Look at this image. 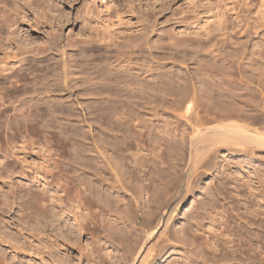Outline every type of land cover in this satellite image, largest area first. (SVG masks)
<instances>
[{"label":"rangeland","instance_id":"1","mask_svg":"<svg viewBox=\"0 0 264 264\" xmlns=\"http://www.w3.org/2000/svg\"><path fill=\"white\" fill-rule=\"evenodd\" d=\"M6 1L9 5L8 9L6 8L8 24L4 25V29H2L3 34L1 35L4 38H0V45H2L0 47H3L0 48V57L2 55L8 57L4 71L1 72L2 78L0 76V198L3 196L2 192L9 191L12 185L25 187V184H31L33 181L35 187L48 189L47 195H50L54 189L51 187L52 183L49 182L51 176L48 172L51 170L59 172L60 182L71 181V178L68 179L71 175L70 170L75 166L78 167L82 159L78 158V163L72 164L75 166H70V161L73 159L68 157L72 156L71 152H68L70 150L68 147L72 140L80 144L81 132L85 129L83 119L88 117L94 120L100 116L107 118L110 115L108 114L110 111H108V105L129 93L130 89L124 87L125 82L128 83L129 80L124 82L118 78L122 74L119 71L122 70L125 62L119 63L115 60L116 56L123 57L125 55L127 57L126 55L132 52V64L135 66L132 71L138 70L137 67L142 63L149 64L151 70L140 74L137 81L150 88L147 90L152 97V103L154 100L158 101L156 103H160L161 97L165 100L162 101L165 108L163 109L161 105L158 106L156 115L148 107L142 109L141 113L136 112L142 117L145 116L146 120L149 119V128H152L149 137L142 138L141 147L131 150L132 152L137 151L138 155L140 153L142 158L147 156V159H151L153 155L157 154V151L160 152V147L155 142L160 129L159 135L163 131L167 135L161 139V142L164 140L165 144H170L169 146L174 144L172 143V140L175 141L174 139L180 140V142L185 140L182 138L185 119L180 117L184 109H176L177 92L184 87L192 90L195 85V87H200V90L202 89L199 107L195 106L198 108L196 111L199 113L201 111L200 115L202 116H210L213 110L216 111L218 107L225 109L227 105L228 108L237 107L248 113H253L248 111L249 106L245 108L244 102L243 104L237 102L238 104L235 103V105L229 104L230 102L225 100L227 102L223 101L222 104L220 102L222 97L218 95L222 88L216 89V87L221 86L222 82L224 83L222 73L227 70L225 65H233L227 63L225 61L227 59L232 60L234 65H236L235 59L241 61L242 67L246 69L243 73L245 75H251L250 71L253 69L255 72L264 73V0ZM108 38L113 39L110 45L106 44ZM30 45L34 48L38 47L39 50L42 49L43 52L41 50L42 53H40L38 48L36 50L39 53L33 52L32 49L27 52ZM222 58L224 63L221 62ZM231 66L228 67L227 72L231 73L237 70L236 67ZM232 74L236 76V74ZM135 83L137 82H134L132 86ZM206 86L212 88L211 94L214 99H207L206 94L210 89L206 90ZM253 86L256 87V84L251 86L252 91L255 90ZM16 88L18 91H15ZM49 89L50 92H47ZM135 90L136 88L133 89V91ZM171 93L176 94V102L172 101L176 96ZM242 96L246 97V95ZM31 97L33 100H30ZM209 108L213 109L212 112L207 110V115L205 114L206 109ZM251 109L250 111H253L252 106ZM163 111L165 113H162ZM64 112L67 114L65 115ZM177 124L180 126L178 130H175L174 127ZM99 129L103 130V127H99ZM65 136L68 138L67 147H63L60 143ZM145 144H147L146 147ZM65 148L68 150H64ZM241 149L240 146H222L215 153L210 165L201 166L199 180L195 183L197 187H193L192 192L179 206L171 224L172 232H178L177 235L182 237L180 236L182 235L180 234L183 229L182 225L185 226L191 222L194 224V220L189 214H195L194 212L198 209L200 229L197 240L201 241L202 236H205L209 245L218 249L215 251L216 254L218 253L215 254L216 259L212 253L205 254L201 247V251L196 253L194 245L189 244L188 241L184 242V239L182 240L178 236L176 237L181 241L173 235V238L171 237L173 240L170 238L168 241L157 236L164 244L157 241L155 236L156 240L154 238L152 241H156L158 246L159 244L163 246L158 247L153 242L152 245H155L156 249L154 246L152 253L155 256L152 255L148 264H235L238 262L237 260L242 261V264H264V150L259 148ZM106 152L110 154V148ZM81 167L80 165L79 168ZM143 168L149 170L151 167L145 166L141 169ZM80 172L79 169L77 174L80 175ZM153 174V172L148 174L147 178L149 177L156 184L158 182L155 179L158 177L157 174ZM149 179L144 183L150 182ZM128 181L127 177L123 180V182ZM119 189L116 186L108 190L110 193L105 194L109 198L111 197L112 204L110 203V206L115 208L103 206L102 213L97 206H93L88 211L84 206L77 210L73 208L74 212L71 210V214L68 213L67 216L72 222L70 225L75 234L78 233L79 236L75 237L74 234V236H70L67 244L68 251H66L68 257L60 261L56 257V264H129V260L126 258L129 259V255L132 254H129L131 247L136 242L135 228L127 226L131 233L130 238L134 239L127 240L125 238L126 241L121 242L122 245L118 243L120 241L112 231H108L111 237L114 235L112 238L106 236L108 234L105 233L106 228L110 224L115 227L123 225L117 214L122 212L126 205L131 211L140 210L141 216L144 217L145 213L143 212L148 211L146 209L149 204L145 202L148 194H146V188H143L144 192L142 190L139 194L137 202L132 196L130 197L129 192ZM12 199L14 201L11 203L10 210L7 212L0 210V215L5 221L0 222V235L2 234L4 239L3 242H0V250L4 252L6 261L9 264H37L40 263V257L44 259L43 261H47L48 254L45 253L47 250L43 248V245H49L50 241L39 235L38 238H41V242L38 243L37 237L34 238L29 233L30 227L27 224L23 225L26 230H22V234H14L18 236L15 242L12 241L13 243L10 244L8 238L4 237V233L8 237L17 232L16 228L5 227L7 224L15 227L14 223L17 224L18 221L20 213L16 203L18 199L17 197H12ZM74 203L77 205V202L74 201ZM203 203L206 206L203 207ZM78 211H81L82 214L90 213L88 215L92 217L91 223L94 222L93 226L90 224L89 227H86L90 230L85 228L86 232L78 231L76 225L79 220ZM12 220L14 223L10 222ZM104 221L106 226L103 225ZM109 222L111 223L109 224ZM193 227L195 228L196 225L194 224ZM206 228L210 231L208 232ZM49 232L47 231V233ZM52 233L54 235L55 232L52 231ZM121 236L122 239L125 237L123 234ZM52 239H55L54 236ZM31 242L32 244H30ZM15 243L21 246L20 249L11 247ZM135 245L137 246V243ZM38 246L40 247L38 248ZM220 249L222 250L220 251ZM244 250L246 253H242ZM222 251L226 254H224L225 259L220 257ZM232 251L240 253L237 255L239 259H230L228 254ZM53 253L55 255L56 252L53 251ZM189 253L192 255L189 256ZM124 254L126 257L123 256ZM246 254L256 255L263 263H259L258 258V261L257 259H254L255 262L252 261L253 258H247ZM187 256L189 257L187 258Z\"/></svg>","mask_w":264,"mask_h":264},{"label":"bare ground","instance_id":"2","mask_svg":"<svg viewBox=\"0 0 264 264\" xmlns=\"http://www.w3.org/2000/svg\"><path fill=\"white\" fill-rule=\"evenodd\" d=\"M15 5H17V4H15ZM8 6L9 5H7L6 0H0V38L3 37L1 34H3L2 29H4V25L8 24L7 23L8 19L6 16V14H8L7 13ZM11 8H12V6H11ZM14 8H16V6H14ZM42 10H44V9H42ZM12 13H14V12H12ZM98 33H99V31H98ZM4 36H6V35H4ZM91 38H92V36H91ZM128 38H129V36H128ZM112 40H113L112 38H108L106 44L110 45ZM131 40H133V39H131ZM106 44H105V47H106ZM0 46H2V45H0ZM30 46L31 47L27 52H29L31 49L33 52L37 51L36 49L38 47L35 46V48H34L32 45H30ZM44 46H46V45H44ZM135 47H136V45H135ZM132 48H134V46ZM41 50L42 49L39 50V48H38V51H40V53L43 52V50H42V52H41ZM130 50H132V49H130ZM38 51H37V53H39ZM126 56L127 57H125V55H123V57L122 56L120 57V55L116 56L115 60L119 61V63L125 62V64L122 66L123 68H121L122 70H120V71L117 70V71L122 73V74H120L121 78L119 75V77H118L119 79H121L124 82L129 80L128 83L125 82V84H124V87L126 86V88H128V90L130 89L129 93L127 92L128 94H126L125 96H123V94H122L124 99L122 97V99H117L114 101L112 100L113 102L108 105V111L109 110L111 111V112L110 111L108 112V114L111 115V116L110 115L108 116L109 118L108 117L103 118L102 116H100L99 118L94 119V120H92L91 118H88V117H85L83 119L85 129H83V130L81 129L82 132H81L80 144L75 143V140L74 141L72 140V143H69L70 147H68V149H70L68 152H71V154H72V156H68V157H71L73 159V160L71 159L72 161H70V166H75L72 164L78 163V161H77L78 158L82 159V161L80 163V165L82 166L81 168H79L80 165H78V167H76V166L73 167L74 169L71 168L70 171L72 173L70 172L71 175L68 178V179L71 178V181L69 180L68 182H65V181L60 182L59 172L58 171L53 172L51 170L52 172L51 171L48 172V173H50V176H51V181H49V182L52 183L51 187L54 189H53V192H51V194L49 193L50 195H47L48 189H46V188L43 189V187H41V188L35 187L34 181L32 183L30 182L31 184H29V183H28V185L25 184L26 185L25 187H21V186L14 187L12 185L15 190L14 189L12 190V186H11V189L9 191H7V192L5 191L4 193L2 192L3 196L0 198V210H2L3 212H7L8 210L11 209V207H12L11 203L14 201L13 199L11 200L12 197H17V199H18V200L15 199V200H17L16 203H17V206H18V209L20 212L18 219H17L18 220L17 224H15L14 221L12 220L10 222L14 223L15 227L9 226V224L5 225L6 228H12V229L16 228L15 230L17 231L16 233H13L11 236H8V237L6 236L7 234L4 233V237L8 238V241L10 242V244L17 240L18 236L14 235V234H20V233L22 234V230H26L25 227L23 226L25 224H27L30 227L29 233L32 235V237H34V238L37 237L38 243L41 242V240H40L41 238H38L39 235L44 236V239H46L47 241H50L49 245H47V244L43 245V248L47 250V252H45L48 254V258L46 259L47 261H43L44 259L42 257H40L41 258L40 263H37V264H56L57 263L56 257H57V259H59V261L66 259V257H68V255H66V251H68V245L67 244L69 242L70 236L73 234L75 235V237L79 236L78 233L76 232L77 234H75V231L72 229V226H71L72 222L69 220V218L67 216L68 213L71 214L70 212L73 211L72 210L73 208H76V210H77L80 207L84 208V206H85V210H87V211H88V209L91 210V208L93 206L94 207L97 206L98 209L100 211H102V213H103V211H104L103 206L104 207L110 206V203L112 204V202H110L111 197L109 198L108 195H105V194L107 192L110 193L108 190H111V188H114L116 186L118 188H120L121 190H124L125 192H129L131 194L130 197L132 196V198L137 200V202H138L139 194L142 192L143 188H146V194H148V196H147V199L145 202H146V204H149L148 209H146L148 211H146V212L144 211L143 213H145V214H144V217H142L141 216L142 213L139 212L140 210H137L136 212H134V210L131 211L130 208L125 204L126 205V206L124 205L125 208L122 207L123 208L122 212H119L117 214V212L115 210L118 218L120 220H122L123 225L120 227L119 226L115 227L113 224H110L111 222H109L110 226L107 225V227H108V228H106L107 231L105 230L106 231L105 233H108V234H106V236L112 238L116 234L117 240L120 241V242H118V241L117 242L121 243L123 241H126L125 238L127 240L131 239L130 238L131 233L128 231L129 229H127V226L131 227L132 229L135 228L134 229L135 231L134 230L133 231L135 232V235H134L135 239H136L135 244L137 243V246L135 244H133V247L130 246L131 250H130V252L129 251L128 252H129V254H131V253L132 254L129 255L130 256L129 259L126 258V260H129V264H148L152 258V255H154L152 252H154L153 247L155 245L153 246L152 244H154L156 241L154 242L152 240L155 238V236L157 238V241L160 239L159 237H162L161 239L164 241L165 240L168 241V240H170L172 235L175 237L178 236L177 235L178 232H172V228H171V224H172L174 217L176 215V211L179 208V206L182 204V202L185 200V198L190 194V192H192L193 187L196 186L195 183H197L196 181L199 180V178H198L200 176L199 169L201 168V166L202 165L204 166V164H205V166H207L211 161H213V159L215 157V153L217 152V150L220 147H222V146H224V147L225 146H230V147L231 146H236V147L240 146V148L242 147L241 150H244V149L253 150V148H259V149L264 150V73L259 72V71L255 72L254 71L255 69H253V70L251 69L252 70V71H250V72H252L251 75L250 74L245 75L243 73L246 71V69L244 67H242L241 61L235 59L236 65H234V62L232 60L227 59L225 61H227V63L233 64L232 66L236 67L237 70L233 71L231 73L227 72L228 67L231 65H228V66L225 65L227 67V70H224L226 72L222 73V80L224 81V83L222 82L221 86L216 87V89L222 88L218 93V95L220 97H222L221 98L222 101H220V102L222 104L224 103L223 101H225V100H227L228 103L230 102L229 104H235L237 102H240V103L242 102V104H243V102H244L245 108L247 106H249L248 111L253 112V113H248L242 108H237V107L236 108L235 107L228 108L227 107L228 103L227 104L225 103L227 105V106H225L226 107L225 109H221L219 107L217 108L215 105V107L217 108L216 111L213 110V112H212L211 110L213 108L212 109L209 108L210 110L206 109L205 114H207V110L209 112H212V114L210 116H207L208 115L207 114L206 115L207 117H205L204 115L202 116V115H200L201 111L199 113L198 111H196L198 108L195 107V106H198L200 104V102H199V101H201L200 100L201 99L200 98V91L202 89L200 90V87H195V85H193L192 90H190L189 88L187 89V87H184V89H183L181 86L182 89L179 90V92H177L178 93V99H177L178 102L176 104H177L178 108L176 107V109L177 110L178 109L179 110L184 109L183 114H181V116L180 115L179 116L181 118L185 119V123L183 122L185 124V126H184L185 128L182 127L183 136L181 135L182 138L185 139L184 140L185 142L181 141L182 142L181 143L180 140L174 139L175 141L172 140V143H174L172 146H169L170 144L169 145L165 144L166 142L164 140H163V142H161V139H163L164 136L166 137L167 135H165L164 131L161 132L162 133L161 135H159L158 133H160L159 132L161 130L160 129L159 131L157 130L158 131L157 138H155L156 145L160 147V152L157 151V154L153 155L151 157V159H147L146 158L147 156L142 158L139 151H138V153L140 156L138 154H136L137 151L132 152L131 150L133 148H140L141 147L142 138L144 139V136L149 137L150 129H152V128H149V125H150L149 119L146 120L144 118L145 116L142 117V116H140V114H137V113L138 112L141 113L142 109H145L148 107L156 115V110H157L158 106L161 105L163 107L164 105H162V104H164V103L162 101H165V100H163L162 99L163 97H161V100H159V101H161L160 103H156L158 101L155 102V100H154V103H152L153 102L152 97L150 96V94L148 93V90H147L150 88H147L148 87L147 85L142 84L141 82L138 83V81H137L138 76L140 74H142L144 72H148L151 70L150 66H148L149 64L147 65L146 63H144V64L142 63L141 66L138 65L139 66V67H137L138 70L132 71V69L135 67L132 64L133 53L130 52ZM6 58H8V57H6V55H2V57H0V76L2 75L1 72L4 71V68H5L4 65L7 62ZM215 58H216V56H215ZM150 61H152V60H150ZM225 61L223 59L221 62L224 63ZM214 63H216L215 60H214ZM119 67H117V68L119 69ZM226 67H224V68H226ZM112 68H114V66ZM232 73L236 74V76H233ZM65 77H67L66 74H65ZM113 77H114V73H113ZM235 77H236V79H235ZM1 78H2V76H1ZM116 80L118 81V79H116ZM140 81H143V80H140ZM134 82H137V83H135V85L132 86ZM144 82H146V81H144ZM251 84L252 85L256 84V87L253 86L255 88V90H253V91L251 90V86H252ZM183 86H185V85H183ZM204 86H205V84H204ZM211 87L213 88V85ZM134 88H136V90H135L136 92L133 91ZM206 88H207L206 90L210 89V88H208V86H206ZM212 88L206 94L208 100L214 99L212 97V94H211ZM125 90H127V89H125ZM174 90H175V88H174ZM237 90H239V91H237ZM15 91H18V88H16ZM47 92H50V89ZM116 92H117V90H116ZM172 92H174V91H172ZM171 94L176 96V94H174V93H171ZM242 95H246V97H243ZM120 97H121V95H120ZM176 98H177V96L175 98H173L172 101L176 102L177 101ZM39 99L40 98L38 97L37 100L39 101ZM30 100H33V97H31ZM227 101H225V102H227ZM251 106L253 108V111H250ZM164 108L165 107H163V109ZM162 113H165V112L163 111ZM66 114L67 113H65V115ZM173 123L175 124V122H173ZM178 123H180V122H178ZM179 126H180V124H177V126L174 127L175 130H178ZM99 127H103V130L99 129ZM175 134H177V133H175ZM73 137H74V135H73ZM108 137H110V138L108 139ZM67 139L68 138L65 136V138L62 140V142H60V140H59V142L63 145V147L68 146L67 145L68 144ZM166 139H168V138H166ZM167 142H169V140H167ZM146 145L147 144H145L144 146L146 147ZM109 148L111 150L110 154H108V152H106ZM68 149L65 148L64 150H68ZM152 154H153V152H152ZM80 155H81V157H80ZM135 156H137V157H135ZM24 160H25V158H24ZM50 160H52V159H50ZM53 160H55V159H53ZM69 160H70V158H69ZM145 166L151 167L150 169H152V170L149 169L150 170L149 171L146 169L144 170V168L141 169L142 167H145ZM78 168L81 170V172H80L81 176L79 174H77V172L79 171ZM63 169L66 170V168H63ZM21 170H23V169H21ZM151 171L154 174H157L158 179L156 178L155 180H157L156 182H158V183H156V184H154V182L151 181L152 179H149V177L147 178V175L148 174L150 175V173H152ZM73 177H75V178H73ZM125 177H127L129 179L128 182H123ZM150 178H152V177H150ZM148 179L150 180V182L144 183L146 180L148 181ZM143 192H144V190H143ZM133 193H135V194H133ZM112 197H114V196H112ZM74 201L77 202V205L74 203ZM207 202H209V201H207ZM207 202H205V203H207ZM129 203H130V201H129ZM129 203H128V205H130ZM143 203H144V201H143ZM204 205L206 206V204L203 203V207H204ZM112 207H114V206H112ZM75 213H77V212H75ZM194 213L195 214L191 213L189 215H190V217H192V220H194L193 222L196 225V227L195 228L193 227L194 224L192 222L188 225H185V226L182 225L183 229H182V232L180 233L182 235L179 234L182 237H179V236L178 237L180 239L182 238V240L184 239V242L188 241L189 244L194 245V247H196V253L200 252L202 250L205 254L206 253H209V254L212 253L213 257H215V254H216L215 251L218 249H215L212 246H210L208 243V240L205 236H202L201 241L197 240V238L199 236V229H200L199 228L200 226H198V225H200V223H199L200 219L198 221V216H199L198 209ZM207 213H209V212H207ZM88 214H90V213L85 212V214L84 213L82 214L81 211H78L77 216H79L78 217L79 220H78V222H76V221L75 222L77 223L76 225H77L79 232H82V230H84L86 227H89V225L92 224L91 223L92 217H90ZM0 222H5V221H3L1 215H0ZM102 222H103V220H102ZM105 223L106 222L104 221L103 225L106 226ZM120 223H121V221H120ZM93 224H94V222H93ZM93 224L90 226H93ZM258 224L260 225V223H258ZM86 229L90 230V228H86ZM173 229H174V227H173ZM177 230H178V228H177ZM47 231H50V232L47 233ZM52 231L55 232L54 235H53ZM108 231H110V232L112 231V233H114V235L111 237V234H109ZM207 231L209 232L210 229H207ZM91 233H93V232H91ZM91 233H89V234H91ZM119 233H121V234H119ZM51 234L54 236L55 239H52L53 236ZM122 234L125 236V237L123 236L124 237L123 239L121 236ZM76 235H78V236H76ZM1 236H2V234L0 235V242H3L4 241L3 236L2 237ZM157 236H159V237H157ZM178 237H176L177 240L179 239ZM156 238H155V240H156ZM44 239H42V241H44ZM133 239H131V240H133ZM109 240H112V239H109ZM113 240L115 241L114 238H113ZM131 240H130V242H132ZM261 240H262V238H261ZM74 241L76 242V240H74ZM117 242H116V244H117ZM130 242H128V243H130ZM160 242H162V241H160ZM262 243H263V241H262ZM30 244H32V242ZM13 245H15V246H13ZM121 245H122V243H121ZM118 246H120V245H118ZM134 246H136V247L134 248ZM161 246H163V245H161ZM161 246L159 244L158 247H161ZM11 247H13L14 249H17L19 247V249H20L21 246L16 245V243H15V244H12ZM39 247L40 246H38V248ZM95 247H94V249H95ZM198 247H199V249H198ZM200 247H201V250H200ZM79 248H81V247H79ZM127 249L129 250L128 247H127ZM155 249H156V246H155ZM38 250H37V252H38ZM221 250L222 249H220V251ZM227 250H225V251L227 252ZM53 251L56 252L55 253L56 256L54 255ZM62 251H63V253H62ZM131 251H133V252H131ZM96 252H98V251H96ZM99 252H100V250H99ZM232 252H229V254L227 253L228 255H230L229 256L230 259H232V260L233 259H236V260L239 259V257H237V255L240 253L237 254L234 251H232ZM240 252H241V250H240ZM243 252H245V250L242 251V253ZM126 253H127V251H126ZM234 253H236V254H234ZM125 254L123 256H125ZM224 254L225 253H223V251H222L221 256H220V257H222V259L226 258L225 257L226 254L225 255ZM250 254H248V255L246 254L247 258H249V259L253 258L252 261H254V262L258 258L259 261H258V259H257V261L259 263H263L260 261L259 257H256V255L253 256ZM191 255H192V253H191ZM191 255L189 253V256H191ZM189 256H187V258ZM229 257H228V260H230ZM215 259H216V257H215ZM237 261L238 262H236L235 264H242L241 263L242 261H240V262H239V260H237ZM251 263H253V262H251ZM0 264H9L6 261V256L4 255V252L1 250H0ZM255 264H258V263H255Z\"/></svg>","mask_w":264,"mask_h":264}]
</instances>
